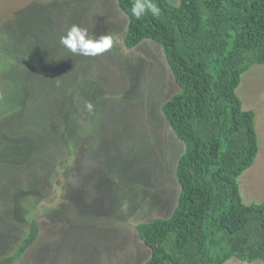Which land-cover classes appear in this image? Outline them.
Here are the masks:
<instances>
[{
    "label": "rangeland",
    "instance_id": "rangeland-1",
    "mask_svg": "<svg viewBox=\"0 0 264 264\" xmlns=\"http://www.w3.org/2000/svg\"><path fill=\"white\" fill-rule=\"evenodd\" d=\"M24 20L25 33L41 41L42 57L30 70L13 72L14 57L0 37V98L12 94L20 102L7 107L0 99V256L28 231L11 211L37 204L40 236L14 264H144L149 253L135 226L169 216L179 190L175 166L185 149L160 112L177 90L162 49L148 40L123 47L128 20L116 0H0V25L12 21L17 30ZM73 24L93 38L113 35V48L98 57L70 53L60 37ZM29 75L30 82L21 80ZM236 94L254 113L258 141L238 189L244 204H259L264 64L241 76ZM226 264L246 263L231 258Z\"/></svg>",
    "mask_w": 264,
    "mask_h": 264
},
{
    "label": "trees",
    "instance_id": "trees-1",
    "mask_svg": "<svg viewBox=\"0 0 264 264\" xmlns=\"http://www.w3.org/2000/svg\"><path fill=\"white\" fill-rule=\"evenodd\" d=\"M133 2L116 0L128 20L122 45L132 50L148 40L162 49L177 90L160 112L185 148L175 166L179 190L169 216L135 226L149 253L144 264H226L231 258L264 263V202L246 205L238 189V178L258 153L254 113L242 108L236 94L241 76L264 64V0H178L176 6L154 0L160 16L140 20L130 14ZM21 24L17 30L12 21L0 25L13 72L30 70L42 57L41 41L25 33L29 22ZM0 99L20 108L12 94ZM42 210L34 204L11 211L28 231L7 245L11 252L0 256V264L16 263L38 241L34 216Z\"/></svg>",
    "mask_w": 264,
    "mask_h": 264
},
{
    "label": "clouds",
    "instance_id": "clouds-1",
    "mask_svg": "<svg viewBox=\"0 0 264 264\" xmlns=\"http://www.w3.org/2000/svg\"><path fill=\"white\" fill-rule=\"evenodd\" d=\"M130 14L136 20H140L148 14L155 18L160 16V9L154 0H134ZM115 40L116 37L113 35L93 38L87 29L73 24L66 34L60 37V44L74 55L98 57L112 49ZM84 108L89 113L94 112V105L91 102H86Z\"/></svg>",
    "mask_w": 264,
    "mask_h": 264
}]
</instances>
